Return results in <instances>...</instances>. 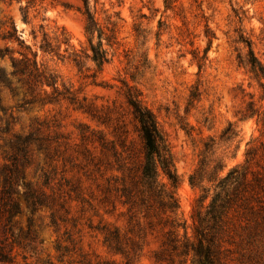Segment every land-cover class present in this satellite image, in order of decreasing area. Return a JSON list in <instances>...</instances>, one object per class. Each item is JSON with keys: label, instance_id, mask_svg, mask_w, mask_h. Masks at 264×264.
Instances as JSON below:
<instances>
[{"label": "rangeland", "instance_id": "374dc122", "mask_svg": "<svg viewBox=\"0 0 264 264\" xmlns=\"http://www.w3.org/2000/svg\"><path fill=\"white\" fill-rule=\"evenodd\" d=\"M116 1L121 7L110 6ZM89 7L100 27L116 11L122 19L116 45L103 41L110 61L99 70L83 54L82 0H0V49L19 60L28 46L41 60L45 37L54 51L45 69L56 79L54 88L19 74L0 83V191L3 175L12 182L0 245L11 264H198L186 250L195 243L192 217L205 213L214 192L207 174L219 164L218 177L233 167H247V180L264 177V80L239 64L248 42L264 67V0H176L174 11L163 0H90ZM11 23L21 44L1 40ZM75 53L82 68L71 61ZM0 69L12 71L8 55ZM130 88L153 113L178 178L175 250L165 243L167 216L145 215L122 195L142 151ZM204 155L207 174L191 187ZM202 188L209 197L199 208ZM260 201L255 210L264 192ZM241 216L230 211L231 238L218 259L264 264V211Z\"/></svg>", "mask_w": 264, "mask_h": 264}, {"label": "trees", "instance_id": "16d2710c", "mask_svg": "<svg viewBox=\"0 0 264 264\" xmlns=\"http://www.w3.org/2000/svg\"><path fill=\"white\" fill-rule=\"evenodd\" d=\"M90 0H82L83 16L85 18L84 34L86 37V49L84 54L85 60L91 62L98 70L110 61V54L105 45L111 49L116 45V27L117 21H122L120 11L113 13V16H107L105 19L106 26L100 27L95 19L94 13L89 7ZM96 3V1H95ZM176 0H163L164 9L174 11ZM121 2L116 1L110 4L111 7H121ZM115 20H112V18ZM16 29L10 24V31L1 35V40L6 41L14 37L20 44L19 37H15ZM207 47L204 54L198 61L206 58V52L209 48L210 37L206 36ZM62 43L66 44L64 40ZM247 47L245 60L239 59V64H243L248 72L259 82L264 80V67L256 60L248 42H244ZM27 53H20V59L15 60L7 48L0 49V59L8 55L12 64V71L6 74L0 69V83L9 86L10 77L16 75H26L32 77L41 85L54 88L56 79L52 73L45 69L44 57L54 54L53 48L46 38L43 37L42 43L38 49L41 52V60H38V51H32L30 47H24ZM196 59V56H194ZM71 61L78 68L83 67V59L78 53L72 55ZM200 68V64H198ZM262 85V84H261ZM126 103L131 110L132 116L137 125L138 135L142 144L141 159L138 163L133 164L128 173L129 184L123 186L122 195L126 202L139 206L146 214L153 213L155 215H166L165 221L170 230L166 232L165 243L171 246V250L176 249L175 237L173 231L175 229V216L178 211V200L175 190L178 185V178L172 165L167 145L161 131L158 128L153 113L147 109L139 100V94L136 90L130 88L126 93ZM258 122L264 130V111L258 114ZM209 146L206 147L204 154L208 153ZM250 152L246 153V156ZM206 155L201 160L199 167L189 177L191 187H201L202 177L207 174L208 164L206 163ZM248 162V161H247ZM223 167L219 164L214 166L209 176V181L215 182L214 192L209 197L207 191L202 188V194L198 198L199 208L207 199L210 198L205 213H200L199 209L193 215L195 223L193 235L195 243L189 242L186 254L192 252V256L198 264H221L218 259V248L221 244L230 240L228 235V217L230 211H235L238 215H242L246 221L248 215H255L260 211H264L262 205H258V209H254L253 203L259 204L260 193L264 192V177L259 173H252L251 179L247 180V167L238 169L233 167L223 177H218ZM3 175V174H2ZM159 176L166 179V183L159 180ZM12 182L9 176L3 175L2 190L0 191V215L1 210L5 208L6 202L10 199ZM236 207V208H233ZM14 211L15 205L12 207ZM186 246V245H185ZM170 255H168L169 257ZM170 260V259H169ZM162 261V258H161ZM0 262L10 263L5 249L0 245Z\"/></svg>", "mask_w": 264, "mask_h": 264}]
</instances>
